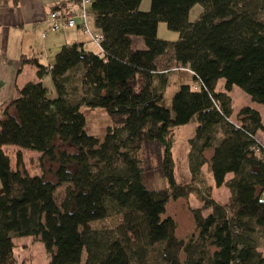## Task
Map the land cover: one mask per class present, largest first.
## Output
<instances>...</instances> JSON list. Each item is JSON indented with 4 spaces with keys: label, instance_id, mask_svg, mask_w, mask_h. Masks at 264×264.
Returning a JSON list of instances; mask_svg holds the SVG:
<instances>
[{
    "label": "trees",
    "instance_id": "trees-1",
    "mask_svg": "<svg viewBox=\"0 0 264 264\" xmlns=\"http://www.w3.org/2000/svg\"><path fill=\"white\" fill-rule=\"evenodd\" d=\"M141 1L90 3L88 17L103 36L101 55L72 44L60 48L51 67L25 62L36 67L39 81L50 76L56 98L48 99L41 82H29L2 105L0 264H16L13 239L23 237L41 241L50 264H264V146L256 138L264 126L247 107L231 121L229 97L237 87L264 105V0H150L148 12ZM72 2L78 11L82 0ZM195 6L202 11L191 23ZM159 23L178 41L159 39ZM136 38L143 50L135 48ZM177 67L189 69L199 87L180 85L167 107L163 70ZM221 79L224 91L216 92ZM82 108L106 111L112 125L103 138L86 134ZM191 122V179L208 165L215 186L230 196L225 205L201 197L211 212L192 210L196 232L185 241L163 215L170 199L195 192L176 183L172 157L174 130ZM56 141L75 152L61 151ZM8 146L56 163V183L13 170ZM150 148L166 191L144 185L148 163L141 153ZM107 219L116 223L92 226Z\"/></svg>",
    "mask_w": 264,
    "mask_h": 264
},
{
    "label": "rangeland",
    "instance_id": "rangeland-1",
    "mask_svg": "<svg viewBox=\"0 0 264 264\" xmlns=\"http://www.w3.org/2000/svg\"><path fill=\"white\" fill-rule=\"evenodd\" d=\"M199 10V9H197ZM170 34L176 36L177 33L167 30ZM159 39L169 42H175L171 37H165V35L159 32ZM142 41L141 38H136ZM90 43V41H89ZM137 48V45H135ZM47 67V65L42 64ZM24 73L21 76V81L36 82V79H29L28 76L36 74V67L27 66L24 68ZM43 87L48 90V99L53 100L56 98V94L53 88L51 78L44 80ZM224 91V80H219L216 87V92ZM175 90L172 85L166 90L164 95V105L169 107L171 98ZM232 99L233 115L231 120L236 122V115L242 108H250L257 111L260 114L262 125L264 126V105H260L251 100L242 90L237 87H233L229 93ZM12 112V111H11ZM81 112L85 117V132L87 135L97 138H103L106 134L108 127L112 125V121L103 109H90L82 108ZM196 124L191 122L190 124L180 127L174 130L173 145H172V157L174 160V176L176 183L182 186H189L195 189V192L189 194L185 198H179L176 200L170 199L165 207V213L163 218H171L175 225V235L178 239L187 241L193 234H195V224L192 216V210H200L203 217H206L211 211L203 209V203L200 200L201 197L208 195L209 198L214 200L220 205H225L229 201V191L225 186L216 187L212 179L211 172L208 165H205L202 169V176L197 181L191 179L188 170V141L193 137ZM257 140L264 146V133L258 132L256 134ZM55 146L60 148L61 151H66L69 154L75 152L68 144L62 142H55ZM4 152L10 159V165L13 170L18 169L22 173H26L29 176H43L45 179L56 183L54 173L57 169V164L51 162L46 158H42V155L38 152L31 150H23L14 146H8L4 148ZM20 153L21 162L18 163L17 155ZM211 150L206 152V156H210ZM141 158L148 163L144 174L143 182L147 189L152 191H166L168 185L163 179L159 171L157 170L156 153L153 148L141 153ZM231 176H227L226 180ZM66 186L58 187L55 191V199L58 204L64 196ZM1 193V184H0ZM116 223L115 219H107L103 222L92 224L94 228L112 227ZM13 257L16 264H50V256L46 252V249L41 241L33 237H23L13 239ZM259 252L264 256V247L259 249ZM83 264V263H82Z\"/></svg>",
    "mask_w": 264,
    "mask_h": 264
},
{
    "label": "crops",
    "instance_id": "crops-1",
    "mask_svg": "<svg viewBox=\"0 0 264 264\" xmlns=\"http://www.w3.org/2000/svg\"><path fill=\"white\" fill-rule=\"evenodd\" d=\"M90 1L92 3L95 0ZM150 5V0H142L140 10L148 12ZM64 8L77 10L78 6H75L72 0H0V115L2 105L14 100L17 97V90L26 84V81H21V76L25 72L24 68L34 66L32 63H25L26 61L35 60L41 66L46 64L47 67H51L60 48L72 44H82L85 51L101 55V50L96 47L88 35L81 31V21L78 19L75 28L63 27L58 32L42 36L48 29L49 14ZM201 11L199 6H195L190 12L189 21L191 23L196 21ZM88 18L90 31L98 33L99 31L94 27L92 14ZM167 30L164 23H159L157 37L160 36V32L165 37H171L175 42L178 41V34L174 36ZM135 45H137V50L144 49V44L140 39L135 40ZM167 59L169 57L165 56L160 60L164 62ZM163 73L168 79L167 88L172 85L175 92L180 85H192L195 90L199 87V83L194 80L193 73L187 68L165 69ZM28 77L36 79V82H41L43 85L44 80L50 76L46 75L40 81L35 73ZM167 88L163 93V98ZM211 156L212 151L206 158L209 160Z\"/></svg>",
    "mask_w": 264,
    "mask_h": 264
},
{
    "label": "built area",
    "instance_id": "built-area-1",
    "mask_svg": "<svg viewBox=\"0 0 264 264\" xmlns=\"http://www.w3.org/2000/svg\"><path fill=\"white\" fill-rule=\"evenodd\" d=\"M90 0H82L80 8L78 11L72 8H64L59 11L51 12L48 16V29L42 34L45 37L48 33L58 32L61 28H75L77 26L76 20H80V29L83 34L90 37L91 41L100 49V44L103 40L101 33H92L88 27V6L90 5Z\"/></svg>",
    "mask_w": 264,
    "mask_h": 264
}]
</instances>
